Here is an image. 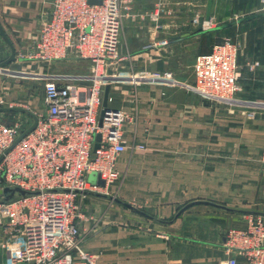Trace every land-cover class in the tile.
Returning a JSON list of instances; mask_svg holds the SVG:
<instances>
[{
  "label": "crops",
  "instance_id": "0c3cea01",
  "mask_svg": "<svg viewBox=\"0 0 264 264\" xmlns=\"http://www.w3.org/2000/svg\"><path fill=\"white\" fill-rule=\"evenodd\" d=\"M256 1L250 10L257 17L245 20L250 25L238 21L242 15L228 27L242 44L240 90L234 102L219 103L206 101L194 88L196 57L210 52L221 36L199 30L208 0H123L108 107L129 116L128 148L117 160L118 180L77 199L82 245L99 264H215L232 255L226 231L264 215V12ZM52 2L0 0V23L17 54L14 65L21 79H37L42 87L37 99L28 90L20 96L25 105L15 104L2 87L0 99L36 116L46 114L45 82L83 86L90 72V62L74 49L51 62L32 57ZM222 5L213 0L211 16L219 25ZM164 39L169 43L161 44ZM11 53L0 33V58ZM254 62L259 64L251 68ZM165 71L173 73V84L149 75ZM0 119L23 127L34 122L21 111H0ZM5 237L0 225V264L8 262Z\"/></svg>",
  "mask_w": 264,
  "mask_h": 264
},
{
  "label": "built area",
  "instance_id": "2783aa9c",
  "mask_svg": "<svg viewBox=\"0 0 264 264\" xmlns=\"http://www.w3.org/2000/svg\"><path fill=\"white\" fill-rule=\"evenodd\" d=\"M260 3L264 8V0ZM215 25L211 17L204 21L203 30ZM123 26V0L52 2L32 57L51 62L66 58L74 49L77 56L90 62V72L83 86L45 82L46 114L37 116L35 129L17 143L29 126L23 127L22 122L6 124L0 119V156L4 154L0 190L21 187L28 192L8 200L0 195L7 264H99L97 256L82 245L76 221L80 216L77 199L104 189L90 181V174H100L105 186L118 180L117 160L128 148L124 139L128 114L107 107L102 126L99 120L109 70H113L112 82L115 77L113 67L119 58ZM168 43V39L161 41ZM241 49L240 41L226 37L214 43L210 52L196 57L194 88L201 97L219 103L235 101L240 90ZM149 75L174 83L171 71ZM0 105L13 106L4 99ZM97 133L102 138L95 150ZM260 159L264 164V142ZM226 249L232 255L215 264H264V215L252 216L245 227L229 228ZM165 264L185 263L168 260Z\"/></svg>",
  "mask_w": 264,
  "mask_h": 264
},
{
  "label": "rangeland",
  "instance_id": "374dc122",
  "mask_svg": "<svg viewBox=\"0 0 264 264\" xmlns=\"http://www.w3.org/2000/svg\"><path fill=\"white\" fill-rule=\"evenodd\" d=\"M251 1L252 0H222L223 2L221 8L222 20L220 21L223 22L220 24L238 20L242 17V15L243 16L254 15V13H252L250 10ZM255 2L257 1L255 0ZM258 8H259L258 9L259 12L262 13L264 12V8L262 7L261 3H259ZM236 14L238 15L237 18L235 17ZM247 22L248 21L244 22L243 26L251 24V21L249 22V24ZM218 25L219 24H216L215 27ZM239 28H241V26ZM237 33L236 30L234 29H224L221 32L220 39L228 37L238 40ZM1 61H5V58L4 59L0 58V63ZM14 64L15 63L12 62L3 68H0V88L1 87L3 88V94L5 93L8 97L14 99L13 102L15 104L25 105L26 102L25 98H21V97L24 96L26 91L28 90L29 92H32L34 94L33 96L36 98L38 95H40L42 87L39 85V81H37V79H28V77L23 76V74H22L23 77L21 79V75L20 73H18L19 70L17 69V65ZM33 80L36 82H34Z\"/></svg>",
  "mask_w": 264,
  "mask_h": 264
},
{
  "label": "water",
  "instance_id": "95a60500",
  "mask_svg": "<svg viewBox=\"0 0 264 264\" xmlns=\"http://www.w3.org/2000/svg\"><path fill=\"white\" fill-rule=\"evenodd\" d=\"M90 3L92 4H96V3H101L102 0H89ZM212 4H213V0H208V3H207V10H206V14L203 15V16H200L199 19H198V26H199V30L201 31H204L203 30V23L204 21H208L211 19V13H212ZM255 15H249V16H246V17H243L241 18L240 20L238 21H242V20H250L252 19L253 17H255ZM233 25V22H228V23H224V24H220L218 26H216L215 28H213L214 30H222V29H225V28H228L230 26ZM0 33L1 35L4 37V39L8 42V44L11 46V49H12V53L10 55L9 58H7L5 61H2L0 63V68H3L7 65H9L10 63L14 62L17 60V54H16V50H15V47L12 43V41L10 40V38L8 37V35L6 34L4 28L2 27V24L0 23ZM112 76H113V70H109L108 72V78H107V84L105 86V90H104V96H103V110L101 112V116H100V126H102L103 124V116H104V111H105V108L108 107V100H109V94H110V89H111V85H112ZM206 101L209 102V100L207 99ZM0 111H21V112H25V113H29L33 116L34 118V122L31 126H29L20 136L19 138L17 139L16 143L21 140L24 136H26L28 133H30L32 130L35 129L37 123H38V117L33 113L31 112L30 110L24 108V107H21V106H10V107H0ZM101 138H102V135L101 133H97L96 134V138H95V144H94V149H98L100 147V141H101ZM10 149H8L6 151V153L9 151ZM4 157V154L0 156V162L2 161ZM91 179H95L96 182L100 185V186H105L106 185V182L104 179L101 178V175L98 174V175H95L94 173L92 174L91 176ZM28 192L21 188V187H5L3 190H0V195H4L5 196V199H11L12 197H14L15 194H21V195H25L27 194ZM211 204H214L212 202H209ZM128 206H130L131 208H134L133 206L127 204Z\"/></svg>",
  "mask_w": 264,
  "mask_h": 264
},
{
  "label": "trees",
  "instance_id": "16d2710c",
  "mask_svg": "<svg viewBox=\"0 0 264 264\" xmlns=\"http://www.w3.org/2000/svg\"><path fill=\"white\" fill-rule=\"evenodd\" d=\"M242 22H245V20H242ZM225 29H228V28H225ZM210 30H214V29H210ZM224 29H222V30H215V31H219V32H222ZM222 39H220V38H218L217 40H216V42H219V41H221ZM215 42V43H216Z\"/></svg>",
  "mask_w": 264,
  "mask_h": 264
}]
</instances>
